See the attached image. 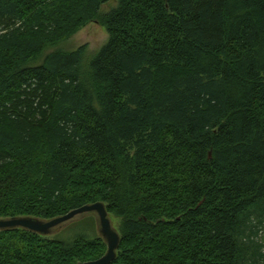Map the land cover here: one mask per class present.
<instances>
[{
  "label": "trees",
  "instance_id": "1",
  "mask_svg": "<svg viewBox=\"0 0 264 264\" xmlns=\"http://www.w3.org/2000/svg\"><path fill=\"white\" fill-rule=\"evenodd\" d=\"M95 21L87 68L47 52ZM99 202L113 264H264V0H0V219ZM84 232H0V264L99 259Z\"/></svg>",
  "mask_w": 264,
  "mask_h": 264
},
{
  "label": "water",
  "instance_id": "2",
  "mask_svg": "<svg viewBox=\"0 0 264 264\" xmlns=\"http://www.w3.org/2000/svg\"><path fill=\"white\" fill-rule=\"evenodd\" d=\"M92 217L96 218L100 236L105 241L107 250L99 259L80 262L78 264H113L118 259V250L122 237L115 228L106 205L101 202L85 205L64 216L49 221L32 217L0 219V232L21 229L40 236L53 237L72 222Z\"/></svg>",
  "mask_w": 264,
  "mask_h": 264
},
{
  "label": "rangeland",
  "instance_id": "3",
  "mask_svg": "<svg viewBox=\"0 0 264 264\" xmlns=\"http://www.w3.org/2000/svg\"><path fill=\"white\" fill-rule=\"evenodd\" d=\"M116 5L115 1H111L103 7V12H108ZM109 34L105 27H103L99 22H91L80 30L77 34L71 38L64 40L57 44L56 46L51 47L47 52H74L79 48L85 46L86 54L84 57L83 66L87 68L91 61L96 57L98 52L108 43ZM93 220H79L72 222L70 225L61 229L55 236L56 239L60 240H69L77 234H80L82 231L86 233H96L100 236V232L97 226L96 218L92 217ZM87 220L89 224H87ZM86 222V223H85ZM85 223V225H84ZM113 224L115 228H121V220L113 218ZM94 231V232H93ZM84 232V233H85ZM256 242L261 245V253L264 255V225L259 229V235L255 238Z\"/></svg>",
  "mask_w": 264,
  "mask_h": 264
},
{
  "label": "bare ground",
  "instance_id": "4",
  "mask_svg": "<svg viewBox=\"0 0 264 264\" xmlns=\"http://www.w3.org/2000/svg\"><path fill=\"white\" fill-rule=\"evenodd\" d=\"M263 207H264V206H263ZM263 207H262V208H263Z\"/></svg>",
  "mask_w": 264,
  "mask_h": 264
}]
</instances>
